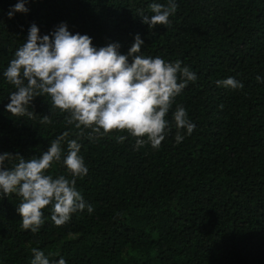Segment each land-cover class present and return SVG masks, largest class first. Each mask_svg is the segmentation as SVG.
Returning a JSON list of instances; mask_svg holds the SVG:
<instances>
[{
  "label": "trees",
  "instance_id": "trees-1",
  "mask_svg": "<svg viewBox=\"0 0 264 264\" xmlns=\"http://www.w3.org/2000/svg\"><path fill=\"white\" fill-rule=\"evenodd\" d=\"M17 2L0 0V154L37 158L69 132L61 160L45 174L71 179L63 159L67 140L77 139L88 173L75 187L93 211L56 226L49 205L32 233L21 227V198L0 193V264H30L33 248L50 264H264V0H175L170 25L153 29L140 13L151 16V3L168 0H27L28 11L9 18ZM62 22L97 49L118 43L124 55L139 34L141 55L179 60L195 72L165 117L172 127L158 150L147 137L137 147L126 132L90 140L91 130L82 129L78 138L81 130L47 96L33 99V118L5 110L15 88L3 73L30 26L43 36ZM228 77L243 88L217 86ZM177 105L195 125L179 144ZM46 115L50 123H41ZM17 163L12 157L5 166Z\"/></svg>",
  "mask_w": 264,
  "mask_h": 264
},
{
  "label": "clouds",
  "instance_id": "clouds-1",
  "mask_svg": "<svg viewBox=\"0 0 264 264\" xmlns=\"http://www.w3.org/2000/svg\"><path fill=\"white\" fill-rule=\"evenodd\" d=\"M26 2L18 0L9 11V18L13 12L26 13ZM177 7L175 0H168L166 5L154 2L149 5L153 15L141 12L139 17L149 29L170 25L169 17ZM143 43L137 34L124 55L118 51V43L97 49L88 35L70 33L66 23H60L43 36L32 24L26 41L17 48L3 73L15 88L9 94L10 102L5 110L13 117L33 118L35 113L29 111L33 99L47 96L53 108L68 113L66 123L81 130L78 138L84 135L82 129L91 130L90 140L110 132H126L137 138V147L147 137L151 147L158 150L171 131L172 125L165 117L175 97L197 76L179 60L166 62L160 57L141 55ZM216 84L227 89L243 88L233 77L217 80ZM172 118L175 142L179 144L185 134L191 135L195 125L182 105L176 106ZM40 122L50 123L49 116H43ZM68 136L67 131L58 136L37 158L26 160L7 152L0 154V193L5 197L15 193L21 198L16 211L24 230L38 232L45 222L42 210L49 205L50 219L56 226L64 225L77 211H93L75 187L76 179L88 173L83 158L78 155L81 144L77 139L67 140V155L63 159L71 179L45 174L54 161L61 160V143ZM125 139L124 135L116 137L118 143ZM12 157H18V163L12 168L6 167V161ZM30 264H50V261L43 251L33 248ZM56 264H66V261L60 258Z\"/></svg>",
  "mask_w": 264,
  "mask_h": 264
}]
</instances>
